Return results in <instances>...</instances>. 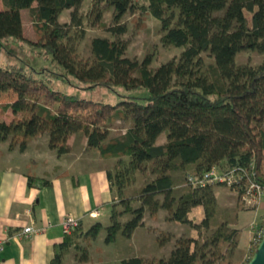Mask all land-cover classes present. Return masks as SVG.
Wrapping results in <instances>:
<instances>
[{
    "label": "trees",
    "instance_id": "obj_1",
    "mask_svg": "<svg viewBox=\"0 0 264 264\" xmlns=\"http://www.w3.org/2000/svg\"><path fill=\"white\" fill-rule=\"evenodd\" d=\"M0 1V43L25 40L21 10L29 9L37 52L51 56L62 75L73 77L83 88L103 87L120 96L116 103H106L66 94L32 73L0 66V94L8 88L15 95L3 104L13 117L10 122L0 117V142L10 138L9 148L23 151L32 137L47 133L49 147L61 155L70 151L72 134L82 133L88 149L115 158L107 169L115 197L109 225L95 221L83 231L79 222L55 249L51 264H63L75 239H94L102 228L107 244L118 233L130 237L143 225L146 210L156 219L163 209L167 219L199 234L209 229L218 208L214 189L223 185L192 186L190 173L213 165L253 163L255 179L264 187V0H91L93 25L107 28L102 17L106 9H113L118 27L107 28L113 34L125 31L119 23L130 11H146L159 21L162 44L183 50L178 58L156 67L150 55L141 60L127 56L126 42L120 38L96 36L91 40L92 58L80 57L77 44L84 30L79 9L84 0ZM70 9V20L61 22L62 12ZM249 50L262 54L261 63L237 65L236 55ZM206 52L211 62H206ZM142 89L146 93H138ZM118 119L130 124L112 136L111 124ZM162 134L166 140L157 144ZM137 174H143L145 182L134 187ZM28 180L31 186L35 178ZM46 185L48 180H39V187ZM237 196L241 201L242 192ZM196 206L203 209L199 223L190 217ZM124 214L131 217L122 221ZM239 235L240 229L224 221L202 240L175 239L167 257L135 255L117 264H246L252 254L247 260L234 259ZM170 238L163 233L156 242L163 246ZM78 259H89L86 248Z\"/></svg>",
    "mask_w": 264,
    "mask_h": 264
},
{
    "label": "rangeland",
    "instance_id": "obj_2",
    "mask_svg": "<svg viewBox=\"0 0 264 264\" xmlns=\"http://www.w3.org/2000/svg\"><path fill=\"white\" fill-rule=\"evenodd\" d=\"M140 3H145L143 0H137ZM1 4V3H0ZM91 6V0H84L82 3L79 14L82 18V28L84 35L77 44V54L82 58H92L91 52V40L96 36L109 37L111 39L120 38L126 42L127 48L125 54L131 58H138L141 60L146 55H150L152 58V67H156L159 64L166 62L172 58H178L182 47H176L173 45H163L160 38L163 31L160 28V23L150 13L142 10L136 12H127L121 18L120 26L124 27L122 34H113L112 31L107 28H116L118 25L113 21V9H106L102 21L107 28H101L100 26L93 25V17L89 13ZM70 10H64L60 15L59 20L61 22H68L70 20ZM21 20L23 28L22 40H15L13 38L2 41L0 43V66L12 67L15 66L27 73H32L37 78H41L47 82L49 87L53 90H58L66 94H78L81 97L92 99L96 101H102L106 103H116L120 96L116 91H112L103 87L83 88L78 82L69 76H63L59 70V66L52 61L51 56H43L37 52L38 48L35 47L33 42H36V33L33 28V22L29 9L21 11ZM206 62H211V58L207 56V52L203 53ZM263 59L262 54L256 51L249 50L243 51L236 55L235 61L237 65H250L257 66ZM119 89V88H117ZM146 93V90L142 89L138 93ZM15 95L5 88L0 94V117H3L6 122H10L12 112L10 109H4L3 104L13 101ZM19 117L20 115L17 114ZM130 124L129 121L116 120L111 124V135L117 136L125 131ZM264 128V124H263ZM166 140L165 135L162 134L158 137L156 143L160 144ZM33 167V165H31ZM152 177V176H150ZM145 182L143 174H137L134 187L141 186ZM215 193L217 195L218 208L212 224L209 229H201V234L197 230L189 225L182 224L177 221H171L167 219V213L165 210L160 209V218L154 224V228H149L152 237L147 240L146 249L153 250L157 243L155 242V234L157 237L162 236L163 233H169L171 236L169 242L164 245L158 254L156 253L150 258L167 257L170 250L174 246L175 239L184 236H193L198 239H203L205 236L211 233V230L215 228L219 223L227 222L231 228L240 229L239 245L235 252L234 259H248L253 254L256 246L251 245V239L255 225L259 224L264 218V195L261 199V203L257 208L245 209L241 201L238 199L237 194L230 188L225 186H216ZM133 206H138V203H133ZM121 210V206L117 207ZM110 211L104 216H100L96 221H101L104 226L109 225ZM131 217V214H124L121 216V220L125 221ZM190 217L194 222L199 223L203 217V209L201 206L194 207L190 212ZM150 224V216L146 210L143 217ZM162 228V229H161ZM135 235V239L128 241L126 237L120 233L117 234L116 239L111 243H105L104 238L106 231L102 228L96 238L79 237L74 240L75 248L72 252H69V257H66L64 264H69L73 259H69L70 256L79 258L84 248L87 249L88 260L80 261L84 264H117L122 258L131 256H140L143 253V247H145V238H138V233ZM139 239V240H138ZM76 241V242H75ZM149 246V247H148ZM159 246V245H158ZM157 248V247H156ZM141 251V252H140ZM156 251V249H155ZM74 254V255H73Z\"/></svg>",
    "mask_w": 264,
    "mask_h": 264
},
{
    "label": "crops",
    "instance_id": "obj_3",
    "mask_svg": "<svg viewBox=\"0 0 264 264\" xmlns=\"http://www.w3.org/2000/svg\"><path fill=\"white\" fill-rule=\"evenodd\" d=\"M68 143L70 151L58 155L49 147L47 133L32 137L23 151L17 146L9 148L10 138L0 142V240L5 241L0 252L1 264H51L55 249L66 235L61 227L66 214L77 218L85 231L110 211L115 197L107 169L115 164V158H104L96 150L88 149L82 133L72 134ZM29 176L35 178L31 186ZM39 180H48L50 185L39 187ZM159 211L156 219L150 217V224L143 219V225L127 237L132 241L140 231L139 242L145 238L140 256L150 258L164 249L156 242L157 234V248L146 249L147 240L152 237L148 229H153L152 223L159 220ZM29 225L44 230L18 236ZM73 248L75 244L70 245L63 262ZM74 257L70 256L73 259L69 264L85 263Z\"/></svg>",
    "mask_w": 264,
    "mask_h": 264
},
{
    "label": "built area",
    "instance_id": "obj_4",
    "mask_svg": "<svg viewBox=\"0 0 264 264\" xmlns=\"http://www.w3.org/2000/svg\"><path fill=\"white\" fill-rule=\"evenodd\" d=\"M254 164L238 166H218L213 165L211 168L201 173H190L188 182L192 186H205L207 184L223 185L232 189L237 195L242 192L241 203L248 208H257L264 195V187L255 179ZM79 225V220L70 214H66L61 221V227L65 234H70ZM44 230L43 228H34L25 226L19 232L18 236L36 234ZM264 234V218L259 224L255 225L251 245L257 246ZM5 241L0 240V252L4 248ZM1 264V260H0Z\"/></svg>",
    "mask_w": 264,
    "mask_h": 264
},
{
    "label": "water",
    "instance_id": "obj_5",
    "mask_svg": "<svg viewBox=\"0 0 264 264\" xmlns=\"http://www.w3.org/2000/svg\"><path fill=\"white\" fill-rule=\"evenodd\" d=\"M246 264H264V234Z\"/></svg>",
    "mask_w": 264,
    "mask_h": 264
}]
</instances>
